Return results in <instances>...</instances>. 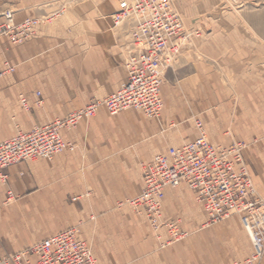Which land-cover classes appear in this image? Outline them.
<instances>
[{"label": "crops", "instance_id": "obj_1", "mask_svg": "<svg viewBox=\"0 0 264 264\" xmlns=\"http://www.w3.org/2000/svg\"><path fill=\"white\" fill-rule=\"evenodd\" d=\"M116 1L0 0V12L12 10L15 21L34 16L48 19L23 43L12 44L6 38L0 41V139L14 136L18 128L27 131L61 118L90 100L117 90L125 81L124 61L131 26L128 23L113 26L110 15L117 10ZM182 1L181 6L185 7L182 10L187 14L185 21L191 25L188 17L202 12ZM232 21L235 56L240 60L248 57L251 65H263L260 70L250 68L248 83L243 85H248L250 92L264 94V39L257 41L252 36L255 32L263 33L264 25L258 27L251 20L242 24L235 15ZM190 30L199 29L190 27ZM209 38L190 39L165 69L159 119L147 117L137 109L110 115L101 107L96 115L82 120L74 129L61 131L63 139L74 144L73 151L58 153L51 160H28L8 167L4 181L6 194L24 193L23 198L14 200L10 212L16 211L23 217L45 209H68L66 213L73 215L69 219L62 215L47 223L35 221L39 234L32 240H43L82 219V231L94 241L93 254L98 264H132L133 257L112 253L106 241L130 239L131 233L136 238L148 231V238L152 236L145 217L128 205H117L118 201L141 192L143 165L155 155H167L195 139L192 115L200 108L211 142L228 145L229 139L215 130L216 121L224 115L220 110L210 111L213 94L223 93L219 80L224 74L219 75L210 63L218 56L219 43ZM5 62L14 69L4 71ZM22 97L27 108L21 105ZM246 101L245 107L251 104ZM241 107L234 115L237 124L250 114ZM248 147L247 143L243 157L247 167L248 158L254 163L252 180L257 191L263 193L264 162L259 158H264L256 154L258 148L255 152ZM69 197L78 198L70 201ZM162 213L164 219L178 221L180 231L186 236L171 246L160 247L168 239L162 228L161 240L154 239L157 247L147 241L144 251L149 255L137 264H236L252 253L239 216L231 215L208 224L204 207L185 183L166 189ZM0 215L2 218L1 212ZM89 215L93 222L85 221ZM259 264H264V260Z\"/></svg>", "mask_w": 264, "mask_h": 264}, {"label": "built area", "instance_id": "obj_2", "mask_svg": "<svg viewBox=\"0 0 264 264\" xmlns=\"http://www.w3.org/2000/svg\"><path fill=\"white\" fill-rule=\"evenodd\" d=\"M45 18H25L15 21L13 11L0 13V41L7 38L20 44L32 37ZM131 22L130 41L124 67L125 81L119 88L100 99H92L81 108L54 121L36 125L27 131H17L0 139V180L8 177V167L33 159L51 160L63 151H73L74 145L63 139L62 130H71L82 120L90 119L103 107L110 115L127 109H137L158 119L163 103L160 96L164 69L189 40L190 33L172 8L169 0H120L112 15L113 26ZM4 71H12L6 67ZM21 105L27 108L25 97ZM198 136L172 149L167 155H155L142 169V191L125 202L143 214L156 234L164 228L168 234L166 246L182 240L178 221L163 218L161 197L167 188L185 183L202 204L208 224L237 215L247 233L252 253L243 263L255 264L264 256V196L257 193L246 166L243 142L230 146H215L207 138L201 122H196ZM11 195V193H9ZM0 264H98L78 231L63 229L40 240L23 251L1 255Z\"/></svg>", "mask_w": 264, "mask_h": 264}, {"label": "rangeland", "instance_id": "obj_3", "mask_svg": "<svg viewBox=\"0 0 264 264\" xmlns=\"http://www.w3.org/2000/svg\"><path fill=\"white\" fill-rule=\"evenodd\" d=\"M169 1L172 8L181 17L185 29H187V31H189L190 33L191 32L193 33L189 38V40L182 46L179 53L174 55V57L171 59L169 66L171 65L172 61H174V59L182 52L183 48L190 41V39L194 38L195 36L197 37L201 36V38H206L209 36L210 37L209 39L218 41L219 43V46L217 47L218 56L216 59L210 60V63L215 67L213 68L214 70L215 69L218 70L219 75L220 73L224 74L223 79L219 80V83L222 84L221 88H223L222 91L223 93L218 95L216 93L213 94L212 97L214 98V104L212 106V109H210V111L214 110L216 112L217 110H220L221 111L220 114L224 115V117L220 116L221 118L218 119V121H216L218 123V126H216L215 130L220 136L227 137L229 139V142L227 143L228 145H215L218 144V142H214V141L211 142L201 120V117L204 112L201 108L197 109V111H194L192 115V122L197 132V136L199 134V131L197 129L196 122L199 121L203 126V130L205 131L208 140L212 144L214 143L213 145L230 146L233 143H237V142L245 143L244 141H246L245 145L247 146L248 143L249 145L248 149L252 148L253 151L256 152V150L254 149L258 148L256 154L259 157L264 158V94H260L259 91L255 93V90L250 92L248 85H243L248 83L247 75L249 73L250 68L255 69V67H257V69L260 70V68L263 67V65L260 64L251 65L248 62V57H245V59L240 60L238 56H235L234 54L235 49L232 40L233 15H235L237 20H240L242 24H246V23L248 24V21L251 20L252 22H256L258 27H262V25H264V0H186V2L191 5V7H196L197 11L202 12L201 15H197L196 17L195 16L188 17L190 19L191 25H188L185 21L187 14H185L184 11L182 10L185 7L181 6L182 3L184 2L182 0H169ZM119 2L120 0L116 1L117 10L119 9ZM113 14L110 15L111 19ZM34 17L38 18V16H34ZM28 18H33V17H28ZM47 21L48 19L44 20L42 23H45ZM123 23H128L131 26V22L129 21H123L122 24ZM190 27H196L199 30H190ZM247 36L249 37L248 34ZM252 36L253 39L260 41L264 39V32L263 33L255 32V35L252 34ZM224 39L225 42H223ZM222 43L225 46H223ZM4 65H6V67L8 66L12 67V70L14 69L13 66L8 64V62H5ZM169 66H167L166 68H168ZM222 68H223V72H222ZM165 69L163 71V77H164ZM1 72H3V70ZM163 77H162V82H163ZM215 87H217L216 82H215ZM218 87H220V85H218ZM239 92L242 94H240ZM37 95H39V93H37ZM247 99L249 100V102H251V104L245 107V102H247L246 101ZM239 105L242 106L241 107L242 109L247 108L250 114H248L247 117H245L244 122L237 124V117H235L234 115L236 110L239 108ZM20 130L22 129L20 128L17 129V131ZM259 159L260 162L262 163L264 162L262 158ZM34 160L36 159H33V161ZM247 162L249 164V167L247 168L252 178V176H254L255 173V166L254 163L249 158ZM246 166H248L247 163ZM21 174L23 175L22 172ZM165 191L166 189L164 190V192ZM6 192H7L6 185H4V181L0 180V212L2 213V218L0 215V254L1 255L11 254L12 252H16V251L18 252L23 251L32 244L39 242L40 240L38 239L32 240L33 236L39 234V230H38L39 225L35 224V221L38 223L39 221L42 223L43 222L47 223L50 219L57 220L62 215L66 219L73 217L72 214L66 213L68 209H45V212H41V213L36 212L34 215L23 214V217H20V215H18L16 211L12 213L10 212V210L14 205L13 204L14 200L15 199L18 200L21 197L23 198L24 195L22 194L24 193L18 194L16 195L17 196L16 197L12 194V191H9L11 195H7ZM257 193L261 196H264V192L259 193L257 191ZM163 196L164 193L161 197V202ZM77 198L78 197H69V200L74 201ZM130 198L132 197H127L123 200L118 201L117 205L119 206L121 202L123 201L125 202L127 199ZM124 205H128V204L124 203L121 206ZM132 210L136 214L145 217L143 214L137 213L134 209ZM92 215H89L85 221L87 222L91 221L90 218ZM83 221L82 219H80V221H77L75 224L68 226V228L73 227L78 231L79 237L88 245L92 255L97 260L96 256L94 255L95 254L94 241L90 239L88 234L85 235L82 231ZM122 221L124 220L122 219ZM148 227L150 229V234L154 238H151L152 236L148 238L149 231L146 233V235L138 234L136 238L135 236L133 237V234L131 233L130 239L120 238V239L106 241L107 246L110 249V251L116 255L129 254L131 258L133 257L131 259L132 264L143 262L145 257H147L146 255H149L144 251V245L146 244V242L151 241L152 247L154 246L157 247L154 239L159 241L161 240V238L160 239L157 238L156 234L151 229L149 223H148ZM245 234L249 240V243L251 244L250 239L246 232ZM82 235L84 236V238L82 237ZM96 242L98 241H95V243ZM163 243H166V241L161 242L160 247L168 246V245L166 246L162 245ZM172 244L169 245L171 246ZM118 259L121 261L120 258ZM261 260L262 261L264 260V256L260 259V261ZM260 261H258L255 264H259ZM243 262H239V263H243Z\"/></svg>", "mask_w": 264, "mask_h": 264}]
</instances>
